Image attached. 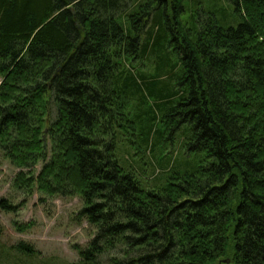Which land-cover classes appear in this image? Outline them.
<instances>
[{"label": "trees", "instance_id": "1", "mask_svg": "<svg viewBox=\"0 0 264 264\" xmlns=\"http://www.w3.org/2000/svg\"><path fill=\"white\" fill-rule=\"evenodd\" d=\"M130 1L0 0V147L43 163L33 192L82 198L78 264H264V0L191 29L182 0ZM176 132L211 162L195 179L116 157Z\"/></svg>", "mask_w": 264, "mask_h": 264}, {"label": "rangeland", "instance_id": "2", "mask_svg": "<svg viewBox=\"0 0 264 264\" xmlns=\"http://www.w3.org/2000/svg\"><path fill=\"white\" fill-rule=\"evenodd\" d=\"M139 1L131 0L130 8ZM181 6L184 13L180 20L186 29L192 28L193 16L199 13H202L200 21L213 13L225 21L219 22L222 26L237 24L233 18L234 8L228 0H182ZM144 63L146 65L147 61ZM180 135L181 132H176L170 147L159 145L152 153H148L147 147L140 152L132 150L130 145L121 148L119 145L116 157L121 166L134 169L140 180L151 184V188L165 184L163 178L153 179L158 172L159 177L167 178L175 171L178 182L186 175L195 179L202 170L210 168L211 162L202 153L185 151L184 138ZM5 150L0 147V205L4 202L8 208L0 207V264H78V251L87 248L97 235L95 229L78 216L84 207L82 198L49 197L33 192L43 163L20 168L8 159ZM20 182L26 183L20 186ZM27 247H32L37 255L30 256Z\"/></svg>", "mask_w": 264, "mask_h": 264}]
</instances>
